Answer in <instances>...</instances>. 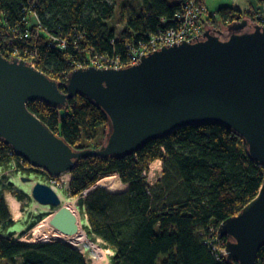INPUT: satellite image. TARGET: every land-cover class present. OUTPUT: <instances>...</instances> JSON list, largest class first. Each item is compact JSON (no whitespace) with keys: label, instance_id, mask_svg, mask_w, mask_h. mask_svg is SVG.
<instances>
[{"label":"trees","instance_id":"trees-1","mask_svg":"<svg viewBox=\"0 0 264 264\" xmlns=\"http://www.w3.org/2000/svg\"><path fill=\"white\" fill-rule=\"evenodd\" d=\"M116 1L0 0V53L7 59H13L16 50L21 57L23 52L35 54L36 69L63 90L68 74L91 56L90 50L123 61L126 43L137 44L161 27L176 25V14L191 0H141L139 13L122 17L119 33L107 24ZM230 19L242 20L243 16L232 8H219L206 12L200 25L204 30L224 29ZM50 37L66 41L67 48H53ZM27 109L74 150L97 149L108 133L104 113L79 96L63 109L41 102L28 103ZM8 155L21 160L0 140V162ZM156 160L162 163V177L149 186L142 175ZM69 174L72 197L111 174L129 186L118 196L96 189L79 203L87 215L88 238L100 239L113 252L112 264H237L204 242L211 234L213 239L216 236L211 227L218 229L256 197L264 166L249 159L241 138L221 125L206 124L173 131L125 158L79 160ZM13 225L0 199V228ZM1 262L87 264L80 251L62 242H19L0 234ZM256 264H264V248Z\"/></svg>","mask_w":264,"mask_h":264},{"label":"water","instance_id":"water-1","mask_svg":"<svg viewBox=\"0 0 264 264\" xmlns=\"http://www.w3.org/2000/svg\"><path fill=\"white\" fill-rule=\"evenodd\" d=\"M59 86L26 61L0 53V140L50 178L70 173L79 160L125 158L173 131L206 124L241 138L249 159L264 166V27L247 19L206 29L133 66L72 70ZM77 96L106 116L108 133L97 149L74 150L27 109L33 102L63 109ZM31 194L56 209L49 222L54 230L77 231L76 215L50 186L36 183ZM217 236L226 241L227 261L256 264L264 248V175L256 197L220 223Z\"/></svg>","mask_w":264,"mask_h":264},{"label":"rangeland","instance_id":"rangeland-1","mask_svg":"<svg viewBox=\"0 0 264 264\" xmlns=\"http://www.w3.org/2000/svg\"><path fill=\"white\" fill-rule=\"evenodd\" d=\"M176 1L178 0H167L168 3H174ZM221 1L222 3H225L227 0H221ZM214 3L215 5L219 4L218 0H216ZM141 7H142L141 0H118L115 2L114 16L111 21L107 22V24L113 30H115L116 33H119L123 29L121 22L122 17L131 16L139 13ZM3 160H1L0 162V199H3L7 212L10 218H12L14 225L11 227L3 226L2 228H0V234L2 236L6 238L8 237L11 238V234H13L14 237L11 238V240L13 241L27 242V243H42V242H35L36 239L32 231L36 227V225L39 222H41V220L44 217L52 216V214L55 212L56 209L51 206L40 205L32 198V194H31L32 188L36 183H42L50 186L60 197L62 205L68 207L76 215L79 227L85 232V228L88 226L87 215L84 211V208H79V203L80 201H84L89 193H92L91 189H88L90 190L89 193L88 190H85L87 195L83 194L80 197L79 195L76 197H72L70 195V188H69V184L71 181V176L69 173L61 175L62 182L59 181L60 182L59 185L52 184L48 181L47 177L39 171L27 172L21 168L19 162L13 163L11 165H6V162H3ZM147 171H149V168ZM157 172L158 170L152 172V174L148 176L150 179H154L156 176H158V179L155 181V183L162 177V173H163L162 163L160 165L159 174ZM108 176L114 177L113 180L118 183L120 182L121 183L120 186L122 187V189L125 188V190L123 192L119 190H117V192H112L106 188H97V189H101L109 195H117V196L127 192L129 186L128 185L125 187L122 186L123 183L120 181L118 175L111 174L104 176L102 178ZM23 179H29V180L23 181ZM9 199H14L17 202L18 205L17 218H14L13 215L11 214L8 204ZM32 223H35V225L32 228H30ZM50 234H54V232L50 230ZM87 239L90 243L99 247L100 249L108 250L104 248L103 244H101L102 242H100L99 240L92 241L88 238V236ZM49 241H58L72 246L71 244L65 241H62L60 239H51V237L44 240V242H49ZM80 252L84 255L87 264H94L95 257L93 255L92 249H85ZM108 256H109V264H112L111 258L113 254L112 255L109 254ZM0 264H4V262H1Z\"/></svg>","mask_w":264,"mask_h":264},{"label":"built area","instance_id":"built-area-1","mask_svg":"<svg viewBox=\"0 0 264 264\" xmlns=\"http://www.w3.org/2000/svg\"><path fill=\"white\" fill-rule=\"evenodd\" d=\"M261 6L260 9L257 12H254L253 15L254 17L252 18H247L249 22L252 24L262 26L264 27V0H261ZM208 13V10L205 6L204 3L198 2L197 0H191L185 3L182 11L178 12L175 16V19L177 21L176 25L169 26L167 28L161 27L156 30L155 33L153 34H148L146 37L145 41H140L137 44L134 42H128L125 45L126 49V55L125 59L122 61L120 57L118 56H108V55H99L97 53H93V50H90V54L88 53L89 56L86 60L77 63L74 66L75 69H86L89 67H93L96 69H122L128 66H133L136 65L137 62L140 60V58L144 55H147L151 52L157 51L163 47H170L173 45L180 44L182 42H187L192 40L194 37L200 35L203 33L204 29L200 25V19L203 18L205 13ZM33 13V12H32ZM214 13V12H213ZM33 17H36L35 14L33 13ZM214 16V15H213ZM234 20H227L223 27L227 24H230ZM236 21V20H235ZM239 21V20H238ZM29 27L28 25H26ZM215 29H223V28H215ZM206 30V29H205ZM18 32H16L17 35ZM25 38H28V32L24 31ZM50 46L53 48H59V49H66L67 48V43L66 41H63L62 39L55 38V37H50ZM16 52H18L16 50ZM14 53L13 59H19V60H24L28 59L27 57L29 56L28 54H25L23 52L24 57H21L20 54ZM29 62L32 67L36 68V58L35 54H32L29 56ZM19 164L22 169H24L27 172L31 171H39L43 173L48 181L52 184H60L62 182V176H59L58 178H50L48 174L43 170V169H35L28 165L26 162L23 160H19ZM161 164V161H159V165ZM152 172L149 169V171H145L143 173V178L145 179V182L149 186H153L155 181L158 179V176H156L154 179H150L148 176L152 174ZM160 170H158L159 174ZM71 176V175H70ZM60 181V182H59ZM90 190H88L89 193ZM87 195L86 191H83L80 195ZM90 194V193H89ZM216 231V236L213 239L212 234L209 236V238L205 239L204 244L207 245L211 251L213 252H218L220 256H225V245L226 242H222L220 238L217 236V229H213V227L210 228V232L214 233Z\"/></svg>","mask_w":264,"mask_h":264},{"label":"bare ground","instance_id":"bare-ground-1","mask_svg":"<svg viewBox=\"0 0 264 264\" xmlns=\"http://www.w3.org/2000/svg\"><path fill=\"white\" fill-rule=\"evenodd\" d=\"M161 165V164H160ZM160 165H159V161H155L150 163L149 169L151 171H157L160 170ZM114 177H105L100 179L97 183H96V187L97 188H106L109 191L112 192H117V190L119 191H124L125 188L122 189V187L120 186L121 183L119 182H115ZM122 186H127V185H123ZM9 204V209L11 211V214L13 215L14 218L18 217V205L17 202L14 199H9L8 201ZM52 216H46L44 217L41 222H39L36 227L33 229V234L35 237V242H44L45 239H48L49 237H51V239H60L62 241H65L69 244H71L74 248L83 251L85 249H92L93 250V255H94V264H109V254L111 255V253H113L110 250H102L99 247L93 245L92 243H90L87 239V236L85 234V232L79 227L78 225V229L77 231L72 234V235H64L61 234L60 232L54 230L53 228L50 227V220H51ZM50 230H52L54 232V234H50Z\"/></svg>","mask_w":264,"mask_h":264},{"label":"crops","instance_id":"crops-1","mask_svg":"<svg viewBox=\"0 0 264 264\" xmlns=\"http://www.w3.org/2000/svg\"><path fill=\"white\" fill-rule=\"evenodd\" d=\"M216 0H205L204 4L208 10V12H215L219 8H232L243 16V19L249 18L248 15H253L254 12H257L260 9L261 3L260 0H227L225 3H222L221 0H218L219 4L215 5ZM178 2V1H176ZM174 2V3H176ZM3 162H6V165H11L13 163H17L16 159L10 157L3 158ZM8 171V170H7ZM84 205H82L83 207ZM85 211V210H84ZM12 220V218H11ZM13 221V220H12ZM14 223V222H13ZM14 237L13 235L11 238ZM102 242L100 239H96V241ZM103 244V243H101ZM110 250V249H108ZM111 251V250H110ZM113 253H111L112 255Z\"/></svg>","mask_w":264,"mask_h":264}]
</instances>
